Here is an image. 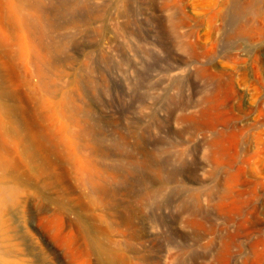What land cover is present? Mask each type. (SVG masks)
I'll list each match as a JSON object with an SVG mask.
<instances>
[{"label":"rangeland","instance_id":"rangeland-1","mask_svg":"<svg viewBox=\"0 0 264 264\" xmlns=\"http://www.w3.org/2000/svg\"><path fill=\"white\" fill-rule=\"evenodd\" d=\"M44 3L2 61L65 160L0 174V264H98L80 223L122 264H264V0Z\"/></svg>","mask_w":264,"mask_h":264},{"label":"bare ground","instance_id":"bare-ground-1","mask_svg":"<svg viewBox=\"0 0 264 264\" xmlns=\"http://www.w3.org/2000/svg\"><path fill=\"white\" fill-rule=\"evenodd\" d=\"M44 1L0 0V18L10 28L17 29L19 27L33 32L36 26L40 27L45 18L46 7ZM27 9H29V12H26ZM22 12H24L23 18L20 17ZM4 39L0 36V106L2 110V114H0V174H10L19 182L27 179V174L22 171L21 165L23 162L16 157L21 153L18 151L19 147L22 150L21 155L25 158V161H30V164L40 157L46 164L53 165V155L60 160H65V156L60 152L56 142H54V145H48L42 133L36 131V127L42 126L45 117L36 108L32 111H26L20 101L22 97L14 88H11L9 83L16 75V69L12 64H5L2 61L6 56V53L2 51L5 45ZM61 106H64L63 103H61ZM15 118L18 120L24 119V131L19 129L20 125ZM8 147L11 150H6ZM1 183L0 225L2 224V207L16 204V191L5 186L3 179ZM80 224L79 229L90 238L91 250L94 252L98 264H122L115 251L100 240L98 235L94 233L93 228L91 230L82 223Z\"/></svg>","mask_w":264,"mask_h":264}]
</instances>
